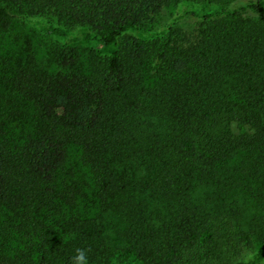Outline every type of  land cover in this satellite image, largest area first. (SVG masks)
I'll return each mask as SVG.
<instances>
[{
  "label": "trees",
  "instance_id": "16d2710c",
  "mask_svg": "<svg viewBox=\"0 0 264 264\" xmlns=\"http://www.w3.org/2000/svg\"><path fill=\"white\" fill-rule=\"evenodd\" d=\"M214 1L0 0L116 45L0 53V264H264V0Z\"/></svg>",
  "mask_w": 264,
  "mask_h": 264
},
{
  "label": "rangeland",
  "instance_id": "374dc122",
  "mask_svg": "<svg viewBox=\"0 0 264 264\" xmlns=\"http://www.w3.org/2000/svg\"><path fill=\"white\" fill-rule=\"evenodd\" d=\"M222 1L225 2V0H217V2L214 1L209 5L217 6ZM184 4L186 3H179L165 12L164 20L166 22L172 21L176 11H182L183 8L185 9ZM195 5L201 7V4ZM37 21L44 25L50 23L55 24L54 20L48 17H17L11 21L3 36H0V53L5 54L6 50H18L30 44L33 50H35V57L38 62L45 64L48 44L56 43L59 45L77 47L83 52L94 50L101 56H109L116 48V45L100 46L97 42L86 40L83 36V28L70 29L67 31L66 36L49 34L39 28ZM182 21L188 24L194 22L193 19L187 17H183ZM118 264H138V262L133 259H127L119 261Z\"/></svg>",
  "mask_w": 264,
  "mask_h": 264
},
{
  "label": "clouds",
  "instance_id": "9594fccd",
  "mask_svg": "<svg viewBox=\"0 0 264 264\" xmlns=\"http://www.w3.org/2000/svg\"><path fill=\"white\" fill-rule=\"evenodd\" d=\"M86 259L84 250L77 248L75 255L72 257L73 264H86Z\"/></svg>",
  "mask_w": 264,
  "mask_h": 264
}]
</instances>
